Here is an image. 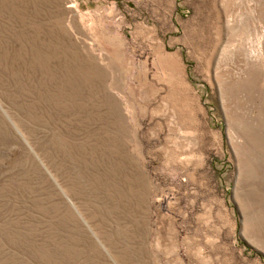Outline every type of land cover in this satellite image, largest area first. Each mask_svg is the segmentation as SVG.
<instances>
[{
    "label": "rangeland",
    "instance_id": "obj_1",
    "mask_svg": "<svg viewBox=\"0 0 264 264\" xmlns=\"http://www.w3.org/2000/svg\"><path fill=\"white\" fill-rule=\"evenodd\" d=\"M0 264H264V0H0Z\"/></svg>",
    "mask_w": 264,
    "mask_h": 264
}]
</instances>
